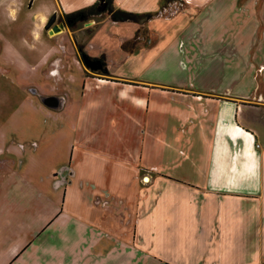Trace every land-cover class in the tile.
Segmentation results:
<instances>
[{
	"label": "crops",
	"instance_id": "obj_1",
	"mask_svg": "<svg viewBox=\"0 0 264 264\" xmlns=\"http://www.w3.org/2000/svg\"><path fill=\"white\" fill-rule=\"evenodd\" d=\"M30 1L0 0V75L56 85L0 123V264H264V0H113L156 15L85 24L101 84L34 27L99 0Z\"/></svg>",
	"mask_w": 264,
	"mask_h": 264
},
{
	"label": "rangeland",
	"instance_id": "obj_2",
	"mask_svg": "<svg viewBox=\"0 0 264 264\" xmlns=\"http://www.w3.org/2000/svg\"><path fill=\"white\" fill-rule=\"evenodd\" d=\"M24 1H26V3L24 2V5H23V13L28 12L29 10H32L31 14L29 15V13H28V16H27V19L31 20L30 22H32V17H34V13L38 11V7H37V5H35V7L32 6V8H31V5H30L31 1L30 0H24ZM45 1H48V0H45ZM10 5H11V3H10ZM13 5H15V1H13ZM52 14H51V16H52ZM56 15H57L56 23L58 25L64 26V30L61 31V32H64V34L62 33L63 35H59L61 32L55 33L51 36V37H54V38H52L53 40H48V37L46 36L45 30L43 29L41 31V27L44 23V20H46V23L48 22L49 18L51 17V16H49L47 18H42V19L39 18L35 22L36 24H34V27H37L36 35L38 36V33H40L41 35L39 34L40 35L39 38H42V36H44L43 37L44 41L47 42V40H48L51 43H55V41H58L60 39L59 36H62V38L64 39V41H63L64 45L67 46V48H69V52H67L68 54H70L71 46L68 44L67 41L74 42L76 44V46L78 44H83V42L86 40L87 36L93 30L92 28H93L95 23L92 22V25L86 26V27H85V24H87L91 21H96L98 24L102 20H104L105 18L109 17L106 13L98 14V15L94 14V15H91L88 19H85V20L82 19V20L74 22L72 24H68L65 21L60 20L61 14L59 12H56ZM14 24H21V23L17 22ZM25 25L24 24L22 25V27L25 26L22 30L20 28L19 29L14 28V30H19V31H21V33L24 32L25 30L29 31L30 30V23H26ZM1 31H2V29H0V32ZM15 33H16L15 31L11 30V31H9L8 34L7 33L6 34H7V36L13 38V36H15ZM16 34H18V33H16ZM37 38H36V40H37ZM32 40H34V39L32 38ZM35 53H36V51L33 54H35ZM64 57H66V55ZM28 58H31V59H29V61H30V63H32L33 59H36L37 56L32 55ZM86 59H88V58H85L84 61H86ZM2 63L5 64L6 60L0 59V74H2L1 72L3 70H6L5 65ZM81 64L84 68V72H87V74H88V75H86L87 77L96 78V81H97V79H106L108 81V78H105L104 75H100L96 72L91 71L89 68H86L84 66L83 62H81ZM77 71L78 70L73 68V67H70V69H69V72H71L72 75H75L77 73ZM82 73H83V71H82ZM29 81H30V84L33 82H39L35 85L31 84V86H29L27 88V94L30 96L29 101L32 103L31 106H36L37 104H39V93L41 91L51 89L52 86L56 85V82L51 78L47 79V78L42 77L40 79L39 75L35 71L28 68V66L23 71H15V73L7 71L3 77L0 75V123L7 119L9 112L12 111V109H15L17 107L18 103H20V105H19L20 108L30 110V108L27 105L23 106L21 104V102L25 101L27 98V97H25V94L22 93L23 92L22 88L24 87V89L26 90L25 87H27V85H29ZM97 83L101 84V82H97ZM51 90L53 92H55L54 89H51ZM68 100H69V98H68ZM68 100H67V102H68Z\"/></svg>",
	"mask_w": 264,
	"mask_h": 264
},
{
	"label": "trees",
	"instance_id": "obj_3",
	"mask_svg": "<svg viewBox=\"0 0 264 264\" xmlns=\"http://www.w3.org/2000/svg\"><path fill=\"white\" fill-rule=\"evenodd\" d=\"M100 1L96 2L95 4L82 8L80 10L74 11L69 14H64L67 19H69L71 22H77L80 20L88 19L91 15H98L106 13L111 20L117 21V22H131V23H137L139 25L144 24L145 22L152 19L156 13H144V14H137V13H131L127 11H123L121 9H115L113 6V0H103L106 3V8L104 11L99 12L98 6H100ZM170 2V0H167L165 3V6ZM78 48V57L81 62H83L84 66L86 68H89L91 71L96 72L100 75L108 76L109 72L107 69V64L103 57L100 58H91L87 56L83 50H82V44L77 45ZM85 58L86 61H84ZM85 75H88L87 72H85Z\"/></svg>",
	"mask_w": 264,
	"mask_h": 264
},
{
	"label": "water",
	"instance_id": "obj_4",
	"mask_svg": "<svg viewBox=\"0 0 264 264\" xmlns=\"http://www.w3.org/2000/svg\"><path fill=\"white\" fill-rule=\"evenodd\" d=\"M105 8H106V3L103 0H101L100 1V6L98 8V11L102 12V11L105 10ZM56 19H57V15H56V12H55V13L52 14V16L49 18L48 22L44 26V29L46 31H48V33L50 35H53L55 33H59L62 30H64V26L63 25H58L56 23Z\"/></svg>",
	"mask_w": 264,
	"mask_h": 264
},
{
	"label": "flooded vegetation",
	"instance_id": "obj_5",
	"mask_svg": "<svg viewBox=\"0 0 264 264\" xmlns=\"http://www.w3.org/2000/svg\"><path fill=\"white\" fill-rule=\"evenodd\" d=\"M98 8H99V6H98ZM54 13H55V12H54ZM60 20H61V21H65V22L68 23V24H72V23H74V22H71L69 19H67V17H65L64 14H61V16H60Z\"/></svg>",
	"mask_w": 264,
	"mask_h": 264
},
{
	"label": "built area",
	"instance_id": "obj_6",
	"mask_svg": "<svg viewBox=\"0 0 264 264\" xmlns=\"http://www.w3.org/2000/svg\"><path fill=\"white\" fill-rule=\"evenodd\" d=\"M97 81H98V82H101V83H105V82H107L106 79H97Z\"/></svg>",
	"mask_w": 264,
	"mask_h": 264
}]
</instances>
